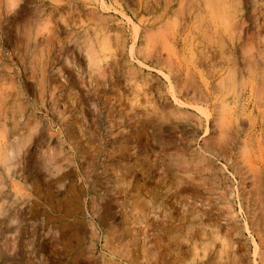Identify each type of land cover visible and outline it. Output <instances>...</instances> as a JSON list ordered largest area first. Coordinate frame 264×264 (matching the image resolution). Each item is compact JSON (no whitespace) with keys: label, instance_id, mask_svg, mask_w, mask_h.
I'll use <instances>...</instances> for the list:
<instances>
[{"label":"rangeland","instance_id":"rangeland-1","mask_svg":"<svg viewBox=\"0 0 264 264\" xmlns=\"http://www.w3.org/2000/svg\"><path fill=\"white\" fill-rule=\"evenodd\" d=\"M0 108L90 142L0 264H264V0H0Z\"/></svg>","mask_w":264,"mask_h":264},{"label":"clouds","instance_id":"clouds-1","mask_svg":"<svg viewBox=\"0 0 264 264\" xmlns=\"http://www.w3.org/2000/svg\"><path fill=\"white\" fill-rule=\"evenodd\" d=\"M56 135L39 122L0 116V232L19 230L18 187L39 186L42 181L55 190L90 165L88 140L77 137L69 126H64L58 145H52L50 137Z\"/></svg>","mask_w":264,"mask_h":264},{"label":"bare ground","instance_id":"bare-ground-1","mask_svg":"<svg viewBox=\"0 0 264 264\" xmlns=\"http://www.w3.org/2000/svg\"><path fill=\"white\" fill-rule=\"evenodd\" d=\"M11 1V0H10ZM16 0H14L15 2ZM21 1V0H20ZM10 4V3H9ZM21 8V7H20ZM23 11V10H22ZM16 13V12H15ZM23 13V12H22ZM21 14V13H20ZM25 15V14H24ZM16 19V18H15ZM36 30V29H35ZM245 33V32H244ZM93 54V53H92ZM95 61V60H94ZM237 93V92H236ZM235 94V93H234ZM224 96V95H223ZM235 102V101H234ZM1 109V108H0ZM236 109V108H235ZM197 110V109H196ZM78 203V202H77ZM76 207V206H75ZM213 261V260H212Z\"/></svg>","mask_w":264,"mask_h":264}]
</instances>
